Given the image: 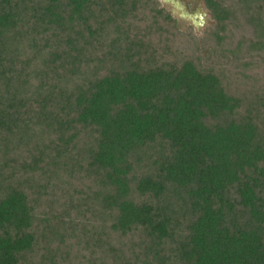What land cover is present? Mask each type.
Masks as SVG:
<instances>
[{"label": "trees", "instance_id": "16d2710c", "mask_svg": "<svg viewBox=\"0 0 264 264\" xmlns=\"http://www.w3.org/2000/svg\"><path fill=\"white\" fill-rule=\"evenodd\" d=\"M0 0V264H264V0Z\"/></svg>", "mask_w": 264, "mask_h": 264}, {"label": "rangeland", "instance_id": "374dc122", "mask_svg": "<svg viewBox=\"0 0 264 264\" xmlns=\"http://www.w3.org/2000/svg\"><path fill=\"white\" fill-rule=\"evenodd\" d=\"M159 6L167 10L176 21L177 28L183 33L193 34L203 47L202 54L212 58L213 53L203 45L206 33L216 25L204 0H157ZM201 12V13H200ZM203 13L201 21L200 15ZM205 13V15H204ZM199 15L196 17L195 15Z\"/></svg>", "mask_w": 264, "mask_h": 264}, {"label": "water", "instance_id": "95a60500", "mask_svg": "<svg viewBox=\"0 0 264 264\" xmlns=\"http://www.w3.org/2000/svg\"><path fill=\"white\" fill-rule=\"evenodd\" d=\"M201 13V12H200ZM204 15H205V13H204ZM196 17H199V15L197 14V15H195ZM202 16H203V13L200 15V19H201V21H203V19H202Z\"/></svg>", "mask_w": 264, "mask_h": 264}]
</instances>
